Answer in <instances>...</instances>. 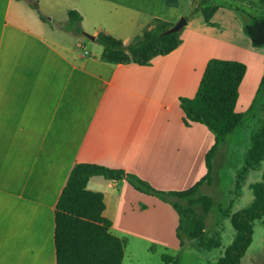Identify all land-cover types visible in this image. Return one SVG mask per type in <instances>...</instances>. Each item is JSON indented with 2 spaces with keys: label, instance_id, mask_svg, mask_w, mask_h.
<instances>
[{
  "label": "crops",
  "instance_id": "1",
  "mask_svg": "<svg viewBox=\"0 0 264 264\" xmlns=\"http://www.w3.org/2000/svg\"><path fill=\"white\" fill-rule=\"evenodd\" d=\"M235 1L264 11V0ZM194 2L179 46L140 65L108 64L98 59L102 47L65 42V34L78 36L63 28L67 10L81 14L84 33L128 44L153 18L183 17L177 0H0V264H55L54 209L77 163L123 169L165 191L187 189L206 174L214 136L201 123H183L179 97L194 96L208 59L237 60L246 65L238 96L245 111L263 57L252 55L254 80L242 57L249 38L190 25ZM223 18L231 23V10L203 22L222 27ZM87 188L103 193L111 232L179 250L178 215L167 203L124 179L92 176Z\"/></svg>",
  "mask_w": 264,
  "mask_h": 264
},
{
  "label": "trees",
  "instance_id": "2",
  "mask_svg": "<svg viewBox=\"0 0 264 264\" xmlns=\"http://www.w3.org/2000/svg\"><path fill=\"white\" fill-rule=\"evenodd\" d=\"M30 5L43 22L50 24V19L37 6ZM220 6H226L241 17L242 30L252 47H264V13L245 11L231 3V0H199L191 14L201 12L203 19L209 22ZM81 20L78 11L68 9L64 30L86 36L81 28ZM151 23L154 25L128 44L110 34L97 33L94 41L102 47L98 59L108 64L149 65L154 57L167 55L179 46L181 30H170L174 23L159 18H153ZM245 71L246 65L243 62L210 58L194 96L179 97L183 123L187 126L193 122L201 123L214 136V143L205 154L207 172L191 187L180 191L159 190L133 173L94 163H77L71 169L54 209L55 264L122 263L124 242L111 232V221L103 215V193L87 188V182L92 176H102L108 180L124 179L136 190L168 203L178 215L176 236L180 247L183 246L184 233H188L206 250L220 246L219 232L208 235L204 230V215L210 211L213 201L200 194L202 185L211 181L212 160L218 146L244 120L257 117L260 127L251 136V146L241 172L259 166L264 158V72L253 101L245 111H237L235 107L239 86ZM252 193L253 201L248 207L226 214L235 230V236L223 255L213 264H240L252 241L253 221L261 220L264 216V172L262 180L252 185ZM197 207L202 209V214L197 212ZM162 259L165 263L179 264L178 255L165 254Z\"/></svg>",
  "mask_w": 264,
  "mask_h": 264
},
{
  "label": "rangeland",
  "instance_id": "3",
  "mask_svg": "<svg viewBox=\"0 0 264 264\" xmlns=\"http://www.w3.org/2000/svg\"><path fill=\"white\" fill-rule=\"evenodd\" d=\"M177 1L180 2V14L188 20L190 17L189 2L191 0ZM198 2V0H195L193 6L195 4L197 5ZM231 3H235L236 5H239L241 9L252 13L264 12L239 1L231 0ZM218 10H224L226 12L230 9L226 6H220ZM220 14L221 12H219V15ZM192 16L193 18L189 19L190 25H195L201 29L207 27L206 30L211 32H214V30L218 31L219 29L226 32L231 29V39L233 38V40H236L237 42H241L243 39L249 41L242 30L243 21L241 17L233 10H231V23L226 20L227 18L220 20L226 25L222 27L214 26V28L210 25L204 24L201 14H197L196 16L193 14ZM55 18L56 20L58 18L59 20H62L64 17L58 16ZM153 25L154 24L150 22V26ZM140 33V30L135 28L130 42L133 41L136 36L140 35ZM46 35L49 37L52 36L48 33H46ZM78 36L65 34V38L62 39H64L65 42H72L74 39H81L89 48L90 52H94L96 49L101 48V45L97 42L91 43L88 37L85 38L84 36ZM52 39L54 42H57L55 37H52ZM242 52L244 53L242 57L249 64V70L251 74L254 75V80L257 78L259 69L255 71V59L252 58V55L259 54L263 57L261 61L262 68L259 74V81L250 100L251 103L255 97L260 79L264 72V47L254 48L249 44L248 49L243 50ZM241 101L239 102L238 100L236 105L237 111H243L244 109ZM259 127L260 120L257 117H250L244 120L234 132L227 136L225 142L218 146L213 157L211 181L209 183H204L200 189V194L211 198L213 201L210 211L204 215V230H206L208 235L215 231L219 232L220 246L218 248L206 250L200 247L195 239L188 236V233H184L183 246L179 247V250H176L164 243L151 241L140 236L129 234L121 235V233L113 229V234L124 241V256L121 264H171L163 261L162 255L165 254L171 256L178 255L179 264H213L220 256H222L225 249L232 243L235 236V230L229 218L226 217V214H231L232 212L248 207L253 201L252 185L262 180L264 158L259 166L248 169L245 173L241 172V169L245 166V156L251 146V136ZM168 206L170 207L169 204ZM197 212L200 214L203 213L200 207H197ZM240 264H264V216L261 220L253 221L252 242L247 248L244 256L241 258Z\"/></svg>",
  "mask_w": 264,
  "mask_h": 264
},
{
  "label": "water",
  "instance_id": "4",
  "mask_svg": "<svg viewBox=\"0 0 264 264\" xmlns=\"http://www.w3.org/2000/svg\"><path fill=\"white\" fill-rule=\"evenodd\" d=\"M185 24H186V18L181 17L176 23H174V25L170 28V30L171 31H179L184 27ZM86 37H88L92 41L95 38L93 35H89V34H87Z\"/></svg>",
  "mask_w": 264,
  "mask_h": 264
}]
</instances>
